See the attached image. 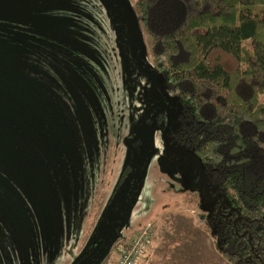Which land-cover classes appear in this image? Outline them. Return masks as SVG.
Segmentation results:
<instances>
[{
	"label": "rangeland",
	"instance_id": "rangeland-1",
	"mask_svg": "<svg viewBox=\"0 0 264 264\" xmlns=\"http://www.w3.org/2000/svg\"><path fill=\"white\" fill-rule=\"evenodd\" d=\"M122 4L0 0V75L25 66L30 79L31 67L39 75L49 59L34 82L46 97L56 86L60 105L66 99L73 106L61 115L49 194L31 193L29 210L26 203L13 210L15 228L0 230L8 234L0 236V264H104L145 222L154 231L137 264H230L200 217L224 203L197 160L170 138L175 106L168 90L119 51L122 26L152 64L146 33L116 13ZM40 44L48 50L38 55Z\"/></svg>",
	"mask_w": 264,
	"mask_h": 264
},
{
	"label": "trees",
	"instance_id": "trees-1",
	"mask_svg": "<svg viewBox=\"0 0 264 264\" xmlns=\"http://www.w3.org/2000/svg\"><path fill=\"white\" fill-rule=\"evenodd\" d=\"M132 2L137 32L149 38L151 65L139 46L144 73L159 79L175 106L170 138L197 160L224 203L200 215L214 249L230 264H264V0ZM48 63L35 76L32 66L30 79L25 66L0 75L3 232L15 228L13 210L28 208L31 193L47 198V180L55 177L49 160L60 158L61 115L73 106L66 99L60 105L56 86L46 97L34 82Z\"/></svg>",
	"mask_w": 264,
	"mask_h": 264
},
{
	"label": "built area",
	"instance_id": "built-area-1",
	"mask_svg": "<svg viewBox=\"0 0 264 264\" xmlns=\"http://www.w3.org/2000/svg\"><path fill=\"white\" fill-rule=\"evenodd\" d=\"M154 228L151 222L142 227L126 240H121L112 260L104 264H137L147 250Z\"/></svg>",
	"mask_w": 264,
	"mask_h": 264
},
{
	"label": "flooded vegetation",
	"instance_id": "flooded-vegetation-1",
	"mask_svg": "<svg viewBox=\"0 0 264 264\" xmlns=\"http://www.w3.org/2000/svg\"><path fill=\"white\" fill-rule=\"evenodd\" d=\"M120 2L123 3V4L116 9V13L117 14L119 12V9H121L123 6L126 5V0L113 2V4L120 3ZM121 18H125V21H126V24H127V17L125 16V17H121ZM127 26H128V24H127ZM120 35H122L123 38H121ZM129 36H130L129 31L128 30H123V28L121 26L120 32L117 35V41L119 42V45L121 46L120 50H119L120 53L126 54V55L132 57L133 60L135 59V62L138 64V66L140 67V69L143 72L144 71L145 72L149 71L148 67L145 65V60L143 59L140 47L138 45H135V40L133 38H130V40H128ZM38 49H43V46H39L38 45Z\"/></svg>",
	"mask_w": 264,
	"mask_h": 264
},
{
	"label": "water",
	"instance_id": "water-1",
	"mask_svg": "<svg viewBox=\"0 0 264 264\" xmlns=\"http://www.w3.org/2000/svg\"><path fill=\"white\" fill-rule=\"evenodd\" d=\"M112 2H118V1H122V0H111ZM131 13V7L129 5H125L123 6L121 9H119L118 14L120 15V17H127V24L128 26L133 29L135 32H137L139 30L137 21L134 17V15L130 14Z\"/></svg>",
	"mask_w": 264,
	"mask_h": 264
},
{
	"label": "crops",
	"instance_id": "crops-1",
	"mask_svg": "<svg viewBox=\"0 0 264 264\" xmlns=\"http://www.w3.org/2000/svg\"><path fill=\"white\" fill-rule=\"evenodd\" d=\"M144 256V255H143ZM141 260V259H140Z\"/></svg>",
	"mask_w": 264,
	"mask_h": 264
}]
</instances>
